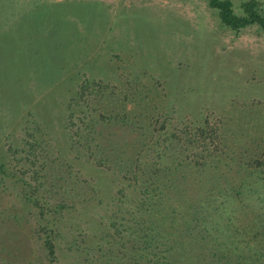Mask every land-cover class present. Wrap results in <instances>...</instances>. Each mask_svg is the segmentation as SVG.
Here are the masks:
<instances>
[{"label": "rangeland", "instance_id": "374dc122", "mask_svg": "<svg viewBox=\"0 0 264 264\" xmlns=\"http://www.w3.org/2000/svg\"><path fill=\"white\" fill-rule=\"evenodd\" d=\"M201 203L215 242L183 231ZM0 264H264V31L208 0H0Z\"/></svg>", "mask_w": 264, "mask_h": 264}, {"label": "trees", "instance_id": "16d2710c", "mask_svg": "<svg viewBox=\"0 0 264 264\" xmlns=\"http://www.w3.org/2000/svg\"><path fill=\"white\" fill-rule=\"evenodd\" d=\"M209 6L218 11V16L221 23L235 32L251 25H257L264 31V2L261 0H246L241 4L242 13L236 12L232 0H208ZM210 203V202H209ZM214 205L208 204L207 208L203 204L194 207L191 211L189 208L188 213L191 218L184 222L183 231L193 232L199 230L200 233L207 232V235L201 238H211L213 242L216 240L219 231V219L215 213L219 211ZM213 228V229H212ZM213 231V233L211 232ZM47 248L50 255H55V246L51 240L47 241ZM217 245V243H215ZM218 249V248H217Z\"/></svg>", "mask_w": 264, "mask_h": 264}]
</instances>
